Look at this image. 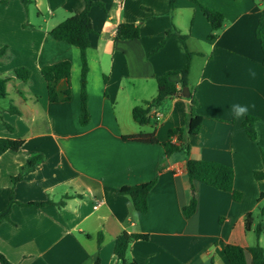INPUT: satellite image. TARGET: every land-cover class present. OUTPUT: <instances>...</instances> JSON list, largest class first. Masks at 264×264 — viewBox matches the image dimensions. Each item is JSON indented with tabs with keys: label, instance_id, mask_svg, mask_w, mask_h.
<instances>
[{
	"label": "crops",
	"instance_id": "obj_1",
	"mask_svg": "<svg viewBox=\"0 0 264 264\" xmlns=\"http://www.w3.org/2000/svg\"><path fill=\"white\" fill-rule=\"evenodd\" d=\"M4 1L0 0V47H7L10 59H0V78H8L0 119L12 132L0 125V139L23 141L19 151L0 155V211L10 194L15 202L10 222L0 224V254L7 261L94 264L99 259V264H118L113 246L121 233L147 237L129 245L126 258L137 264H227V245L250 248L258 243L264 248L258 202L264 181L253 178L254 172L264 170V67L255 38L264 0H198L224 16L211 42L210 26L199 7L187 0H174L172 10L168 0H92L102 7H92L88 14L93 33L86 51L89 121L83 127L78 123L79 51L52 39L49 31L82 12L84 1L30 0L26 10L18 0ZM120 24H138L139 37L115 40ZM171 26L188 37L186 49L195 54L188 84L202 121L199 133L187 139L189 158L230 167L238 201L204 184L191 186L183 153L165 156L161 145L168 141L170 129L184 126L187 98L173 96L151 108L145 126L132 119L135 106L154 98L156 78L184 67L180 40L164 41ZM64 61L70 63V100L50 103L40 69ZM16 69L29 72L26 82L12 76ZM64 87L61 81L56 91ZM233 104L248 106L246 116L256 118L255 142L246 137L241 127L246 116L235 118ZM10 106L18 115L7 112ZM153 131L158 144L122 141L123 136ZM33 155L43 160L11 186V177ZM154 179L145 215L133 210L128 197L117 194ZM192 194L197 207L186 219L182 208ZM65 196L69 198L63 200ZM46 201L51 204L39 209L18 206ZM258 225L262 232L256 238Z\"/></svg>",
	"mask_w": 264,
	"mask_h": 264
},
{
	"label": "trees",
	"instance_id": "obj_2",
	"mask_svg": "<svg viewBox=\"0 0 264 264\" xmlns=\"http://www.w3.org/2000/svg\"><path fill=\"white\" fill-rule=\"evenodd\" d=\"M10 0H5L7 3ZM24 10L32 4L30 0H18ZM84 8L79 14L73 15L49 31V35L55 41L64 42L70 46L75 47L79 51L80 60V73H79V115L78 123L80 126H86L89 121L88 111H87V96H86V80L88 74V64L86 60V51L90 47L89 36L93 33L90 19L89 10L92 7H102V4L93 2L92 0H83ZM190 3L199 7L202 16L206 19L208 25L210 26V33L207 37L208 41H214L219 31L223 27L224 16L221 12L204 7L198 4V0H187ZM169 10L173 9L174 0H168ZM139 37V25L138 24H120L115 31V40H134ZM169 37H176L180 40L185 50V64L182 70L178 72L166 73L155 80L156 84V94L154 98L149 102H142L138 106H135L131 111V116L133 121L139 126H145L149 123L148 114L151 108L159 106L164 100L171 98L173 96L181 97V90L184 87L188 88L189 95L187 99L189 100V110L185 117V124L182 128L170 129L167 133L168 141L163 143L161 146L164 150L165 156H169L174 153L181 152L185 157V175L189 184L192 186L193 182L204 184L215 190L229 193L234 201L240 199V194L233 189V170L225 165L208 162V161H196L189 158L190 148L187 143V139L190 136H195L199 133L201 125V117L197 116L195 109L197 102L195 99V92L193 88H190L188 84V75L190 71V63L192 57L195 55L188 52L185 46L187 36L181 35L180 32L174 27L165 32L164 41ZM255 38L259 43L260 52L262 56L261 65L264 67V13L261 14L258 24L255 29ZM162 41L159 44L161 48L164 44ZM0 59L3 61H8L10 55L8 53L7 47H0ZM40 75L46 84L47 97L50 103H64L70 100V91L68 86V80L70 76V63L69 62H59L50 66H45L40 69ZM12 76L21 82H26L29 77V72L25 69H16L12 72ZM177 76L178 81H173L172 78ZM8 81L7 77L0 78V100L5 98L6 83ZM64 82V89L58 93L56 91V85L59 82ZM10 114L18 115V111L10 106L7 109ZM256 118L251 116H246L241 124V127L246 135V137L252 141H256V132L254 124ZM0 125L6 128L9 132H12V128L4 123L0 119ZM175 137L177 140L176 145L170 143V139ZM122 141L141 143V144H158L156 140L154 131L149 134L138 133L135 135L123 136ZM23 146V141L21 140H10V139H0V155L5 152H17ZM43 160L41 155L30 156L25 164L19 168L18 174L15 177H11V186H14L17 182L21 181L28 173L32 172L36 165H38ZM262 167H264V154H261ZM253 178L256 181H264V170L256 171L253 173ZM156 183V179L149 183L136 185L128 188L120 189L117 194L120 196H126L129 198L131 206L135 212L140 215H145L148 211L147 198L148 194L152 190ZM69 196H65L63 200L68 199ZM56 204L58 208L63 207L64 201ZM259 203L262 205L259 207V214L264 217V193L259 196ZM15 202L10 194L9 201L6 208L0 211V224L5 222H10V211L12 205ZM51 204L50 201L43 203H28V204H18L20 207H34L42 208L46 205ZM197 207V201L195 195L192 194L191 200L187 206L182 208V214L187 219L191 217ZM249 221H251V215H247L245 218L246 230L249 229ZM262 232L261 226L258 225L255 234L256 238L259 237ZM146 241L147 237L144 235L137 234H127L121 233L116 237L113 246V255L118 264H137L133 260H128L126 254L129 245L134 241ZM98 249L101 243V236H97ZM224 255L227 264H264V248H261L258 243L250 248H241L238 246L227 245L224 248ZM250 257V261L247 262L246 257ZM0 264H11L7 259L0 254ZM94 264H99V259L96 260Z\"/></svg>",
	"mask_w": 264,
	"mask_h": 264
},
{
	"label": "clouds",
	"instance_id": "obj_3",
	"mask_svg": "<svg viewBox=\"0 0 264 264\" xmlns=\"http://www.w3.org/2000/svg\"><path fill=\"white\" fill-rule=\"evenodd\" d=\"M231 110L234 113L235 118L239 119L246 116L249 112V107L240 104H233Z\"/></svg>",
	"mask_w": 264,
	"mask_h": 264
},
{
	"label": "water",
	"instance_id": "obj_4",
	"mask_svg": "<svg viewBox=\"0 0 264 264\" xmlns=\"http://www.w3.org/2000/svg\"><path fill=\"white\" fill-rule=\"evenodd\" d=\"M188 95H189L188 88L187 87L182 88V90H181V96L184 97V98H187Z\"/></svg>",
	"mask_w": 264,
	"mask_h": 264
},
{
	"label": "built area",
	"instance_id": "obj_5",
	"mask_svg": "<svg viewBox=\"0 0 264 264\" xmlns=\"http://www.w3.org/2000/svg\"><path fill=\"white\" fill-rule=\"evenodd\" d=\"M170 143H171L172 145H176V144H177V140H176V138H175V137L171 138V139H170Z\"/></svg>",
	"mask_w": 264,
	"mask_h": 264
},
{
	"label": "rangeland",
	"instance_id": "obj_6",
	"mask_svg": "<svg viewBox=\"0 0 264 264\" xmlns=\"http://www.w3.org/2000/svg\"><path fill=\"white\" fill-rule=\"evenodd\" d=\"M202 47L204 48V45ZM193 62L199 63L198 59H193Z\"/></svg>",
	"mask_w": 264,
	"mask_h": 264
}]
</instances>
